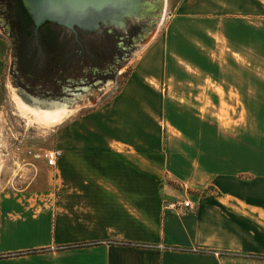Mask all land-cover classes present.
<instances>
[{
  "label": "crops",
  "instance_id": "obj_1",
  "mask_svg": "<svg viewBox=\"0 0 264 264\" xmlns=\"http://www.w3.org/2000/svg\"><path fill=\"white\" fill-rule=\"evenodd\" d=\"M147 45L52 132L56 166L23 164L27 124L0 122V264H264V0H177ZM209 81L237 128L179 103Z\"/></svg>",
  "mask_w": 264,
  "mask_h": 264
},
{
  "label": "water",
  "instance_id": "obj_2",
  "mask_svg": "<svg viewBox=\"0 0 264 264\" xmlns=\"http://www.w3.org/2000/svg\"><path fill=\"white\" fill-rule=\"evenodd\" d=\"M21 87L62 96L148 47L166 0H2Z\"/></svg>",
  "mask_w": 264,
  "mask_h": 264
},
{
  "label": "rangeland",
  "instance_id": "obj_3",
  "mask_svg": "<svg viewBox=\"0 0 264 264\" xmlns=\"http://www.w3.org/2000/svg\"><path fill=\"white\" fill-rule=\"evenodd\" d=\"M177 0H166V5L164 9V13L160 16L158 21L157 29H151L152 36L157 33L160 36L165 37L167 32L169 31V16L171 14V5L176 3ZM2 2L0 0V32L9 40V53H8V62L6 65V71L4 77L1 79V105L0 106V122L11 121L16 124H27L25 123L24 118L17 112L16 107L14 105L15 101L12 98V91H16L20 97H22L25 101L30 104L37 105L38 107L46 108L56 104V106H66L68 110H73L72 113L67 116L63 121L67 120L70 116L78 115L86 109L93 106L98 101H102L104 99H108L111 97L121 86L122 82H125L132 65H134L135 58L138 56L141 50L144 48H140L139 51L133 53V55L122 65L121 69L113 76L109 78H104L100 81L95 82L92 85H87L83 87V90H75L67 92L62 96L58 97H43L39 98L34 94L29 93L26 89L21 87L19 84L13 82L14 75L12 72V62H13V54H12V42L11 38H9L8 31L6 29L7 23L5 19V15L3 16L2 11ZM6 23V24H5ZM151 40L147 39L142 41L143 45H147ZM221 90L218 88L215 90L214 86L210 83L205 85L203 89L194 93V100L196 101L201 97L203 103L201 104L204 107H196V103L192 104L190 100H182L179 101L180 104L186 107L187 111H189L194 116H204L211 119H217L219 123L226 128V130L237 128L240 123L245 119L244 111H235V110H227L217 106L215 102L218 97L220 98ZM192 105V106H191ZM260 113L254 112L252 113L253 125L259 120ZM62 121V122H63ZM61 122V123H62ZM60 123V124H61ZM52 126L46 129H40L36 125H28V131H25V135L22 138H17V147L14 148L15 153L23 156L24 158H20V161L24 164L27 162L38 161L39 163H46L43 153L46 149L52 148V132L60 125ZM253 127V131H254ZM21 147L20 149H18ZM55 148V147H53ZM57 148V147H56ZM41 154V157L37 158L34 154ZM5 158V157H4ZM18 157H15L17 159ZM12 162V161H11ZM28 173H31V169L28 170Z\"/></svg>",
  "mask_w": 264,
  "mask_h": 264
},
{
  "label": "bare ground",
  "instance_id": "obj_4",
  "mask_svg": "<svg viewBox=\"0 0 264 264\" xmlns=\"http://www.w3.org/2000/svg\"><path fill=\"white\" fill-rule=\"evenodd\" d=\"M20 96L16 91H12V98L15 101L14 105L17 112L22 118L26 119L28 125H36L40 129L60 124L73 111L68 110L66 106H56V104L46 108L38 107L28 103Z\"/></svg>",
  "mask_w": 264,
  "mask_h": 264
},
{
  "label": "built area",
  "instance_id": "obj_5",
  "mask_svg": "<svg viewBox=\"0 0 264 264\" xmlns=\"http://www.w3.org/2000/svg\"><path fill=\"white\" fill-rule=\"evenodd\" d=\"M16 147H17V144H16ZM21 147H19L18 149H20ZM35 157L39 158L41 157V154H34ZM62 155V151L60 150V148H49V149H46L43 153V157L47 163V165H50V166H56L57 164V160L59 159V157ZM168 206H172L174 207L176 210L180 211V212H183L185 211L186 209L190 208L191 207V201L189 200V198H185L183 199L182 201H179L178 203H175V204H168ZM5 256L4 253H1L0 252V257H3Z\"/></svg>",
  "mask_w": 264,
  "mask_h": 264
},
{
  "label": "flooded vegetation",
  "instance_id": "obj_6",
  "mask_svg": "<svg viewBox=\"0 0 264 264\" xmlns=\"http://www.w3.org/2000/svg\"><path fill=\"white\" fill-rule=\"evenodd\" d=\"M1 2H2V11H3V16H4V6H3V1L1 0ZM6 24V23H5ZM7 27L8 26H6V29H7ZM7 31H8V29H7ZM9 34V33H8ZM11 42H12V54H13V62H12V72H13V77H14V79H13V82L14 83H16V84H19L20 85V82H19V76H18V74H17V71H16V67H15V64H14V62H15V60H14V45H15V38H11ZM24 89H26L29 93H31V94H34V95H36L37 97H39V98H43V97H48V98H52V97H54V96H47V95H42V94H38L37 92H35V91H33V90H30V89H28V88H25V87H23ZM77 90H83V87L82 88H80V89H77ZM76 90V91H77ZM70 94H72L73 95V93L72 92H70ZM58 97V96H57ZM55 98V97H54Z\"/></svg>",
  "mask_w": 264,
  "mask_h": 264
}]
</instances>
